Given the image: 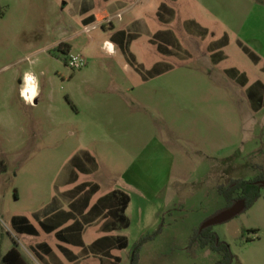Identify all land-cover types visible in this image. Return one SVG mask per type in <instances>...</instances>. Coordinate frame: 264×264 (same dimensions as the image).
I'll use <instances>...</instances> for the list:
<instances>
[{
  "label": "rangeland",
  "instance_id": "374dc122",
  "mask_svg": "<svg viewBox=\"0 0 264 264\" xmlns=\"http://www.w3.org/2000/svg\"><path fill=\"white\" fill-rule=\"evenodd\" d=\"M111 3L0 0V263L16 248L42 264L31 247L57 248V241L39 221L68 209L66 194L90 183L100 186L92 204L116 190L131 200L128 229L104 233L103 219L85 226L86 249L104 236L128 239L126 250L112 253L120 263L106 264H132L140 245L138 264H216L217 254L191 241L227 208L218 187L264 182V108L254 112L247 97L249 86L264 82V0ZM162 3L175 11L167 23L157 16ZM191 21L208 35L201 38ZM159 31L177 38L173 55L152 42ZM120 32L131 35L140 69L120 49ZM225 33L228 59L214 65L209 47ZM238 41L261 58L259 65ZM74 57L85 67L73 70ZM156 65L160 76L152 72ZM233 68L247 75L248 86L225 73ZM29 70L39 80L34 103L20 96ZM83 151L98 163L93 174L73 167ZM17 216L27 217L40 236L17 234ZM212 230L230 245L233 264H264V189L254 206ZM83 250L75 264H102L104 258Z\"/></svg>",
  "mask_w": 264,
  "mask_h": 264
},
{
  "label": "trees",
  "instance_id": "16d2710c",
  "mask_svg": "<svg viewBox=\"0 0 264 264\" xmlns=\"http://www.w3.org/2000/svg\"><path fill=\"white\" fill-rule=\"evenodd\" d=\"M157 16L161 22L167 23L174 18L175 11L168 5L162 4ZM90 19L91 22H94L97 21L99 17H91ZM190 24L191 29L201 38H205L208 35L209 31L204 29L196 21H191ZM118 36L120 40H117V42L120 49L126 55L127 59H129L137 69H140L141 65L137 63L135 55L130 50V42L127 40V36L130 37L131 35H127L126 32H120ZM152 42L157 45L159 52L164 55H173L175 49L180 47L172 31L156 33ZM229 45L230 37L227 33H225L221 39L210 45L209 50L214 65H218L226 60V55L223 50ZM238 46L253 64L259 65L261 63V58L243 42L238 41ZM169 47H171L172 50H169ZM152 72L155 76H160L164 73V71L159 68V65H156ZM225 73L241 87H246L248 85L249 80L247 75L241 73L238 69H228ZM247 97L251 103L252 110L256 113L260 112L264 108V83L262 81H257L250 86L247 89ZM72 163L73 167L78 170V172L85 175L93 174L98 169L96 159L88 151L81 152L80 155L74 158ZM260 181L261 180H233L228 186H219V194L223 196L227 202L226 209L231 208L242 200L245 201V211L254 206L261 197V189H264V187L260 185ZM99 191L100 186L98 184L83 183L76 186L66 194L70 200L68 210L55 209L48 217L39 221V226L44 233L48 235L55 234L56 239L61 243L83 248V253L90 252L104 258L102 264H106V260H113L114 262L120 263V259L115 258L112 253L113 251H123L128 248L129 244L126 237L113 235L104 236L93 242L89 249H86L83 240L85 226L94 224L101 219L104 220L101 227V231L104 233H114L120 230H126L130 227V220L126 215V211L131 202L130 197L124 192L116 190L92 204L93 198ZM12 227L19 235L32 237H38L40 235L39 230L25 216L14 217L12 219ZM140 246H138L134 252L132 264H138L139 262ZM191 246L209 249L211 252L217 254L220 259L216 264L234 263L235 256L230 245L222 241L219 236L213 232L212 227L205 230H201V228L196 230L192 236ZM59 250L68 261L73 263L78 262L80 257L74 255L68 249L60 246ZM35 253L44 264H62L52 248L46 243L39 245ZM0 264L29 263L16 248H13L3 257Z\"/></svg>",
  "mask_w": 264,
  "mask_h": 264
},
{
  "label": "clouds",
  "instance_id": "9594fccd",
  "mask_svg": "<svg viewBox=\"0 0 264 264\" xmlns=\"http://www.w3.org/2000/svg\"><path fill=\"white\" fill-rule=\"evenodd\" d=\"M114 46L108 44L109 51ZM39 95V80L35 73L31 70L26 71L22 78V85L20 96L26 103H34L36 97Z\"/></svg>",
  "mask_w": 264,
  "mask_h": 264
},
{
  "label": "crops",
  "instance_id": "0c3cea01",
  "mask_svg": "<svg viewBox=\"0 0 264 264\" xmlns=\"http://www.w3.org/2000/svg\"><path fill=\"white\" fill-rule=\"evenodd\" d=\"M94 1V0H93ZM106 1H108V2H113V0H106ZM112 4V3H111ZM162 4H166V5H168L167 3H162ZM161 4V5H162ZM161 5L159 6V8H158V10H157V14H158V12H159V9H160V7H161ZM111 6V5H110ZM169 6V5H168ZM170 7V6H169ZM171 8V7H170ZM90 11H91V9H89ZM89 10H88V12H89ZM96 17V16H95ZM159 32H162V31H159ZM159 32H157V33H159ZM156 34V33H155ZM154 34V35H155ZM219 40V39H218ZM218 40H216V41H218ZM230 42H231V40H230ZM108 44H111V45H113L114 47H113V51H111L112 53H115V51H116V46L113 44V43H108ZM108 44H107V46H108ZM227 48V47H226ZM225 48V49H226ZM225 49L223 50L224 51V53H225ZM225 55H226V53H225ZM228 59V57H227V55H226V60ZM225 60V61H226ZM224 62V61H223ZM222 63V62H221ZM249 80V79H248ZM264 83V82H263ZM248 84H249V82H248ZM248 86V85H247ZM250 87V86H249ZM248 87V88H249ZM247 88V89H248ZM129 208V207H128ZM64 210H68V209H64ZM127 211H128V209H127ZM127 211H126V215H127ZM128 217V216H127ZM37 228V227H36ZM38 229V228H37ZM41 229V228H40ZM39 230V229H38ZM39 232H40V230H39ZM41 234V233H40ZM48 235V234H47ZM50 235H54L55 236V234H50ZM22 236H27V235H22ZM40 236V235H39ZM30 237H32V236H30ZM55 239H56V237H55ZM56 241H57V245H56V247L57 248H54V247H52L51 245H49V244H47V245H49L51 248H52V250L55 252V254L58 256V258L60 259V261L62 262V264H75V263H73V262H70V261H68L66 258H65V256L60 252V250H59V247L60 246H62V247H64V248H66V249H68L69 251H71L74 255H76V256H78V257H80L81 255H80V251H78L80 248H78V247H74V246H71V245H68V244H64V243H61V242H59L57 239H56ZM42 244H44V243H42ZM39 245H41V244H39ZM39 245H35V246H33V247H31L32 248V250H36L37 249V247L39 246ZM13 249V248H12ZM12 249H10V250H12ZM75 249H78V250H76L75 251ZM9 250V251H10ZM8 251V252H9ZM7 252V253H8ZM7 253H5V255L7 254ZM23 256H24V258L26 259V261L29 263V264H31V262L25 257V255L22 253V252H20ZM36 254V253H35ZM4 255V256H5ZM3 256V257H4ZM37 256V255H36ZM3 257H2V259H3ZM38 258V257H37ZM39 259V258H38ZM40 260V259H39ZM2 261V260H1ZM79 261V260H78ZM42 264H44V263H42Z\"/></svg>",
  "mask_w": 264,
  "mask_h": 264
},
{
  "label": "water",
  "instance_id": "95a60500",
  "mask_svg": "<svg viewBox=\"0 0 264 264\" xmlns=\"http://www.w3.org/2000/svg\"><path fill=\"white\" fill-rule=\"evenodd\" d=\"M260 185L264 187V182H260ZM246 210L245 201H239L231 208H228L221 213H219L216 217L212 218L211 220L207 221L203 224L201 227V230H205L207 228H211L220 224H224L226 222H229L230 220L238 217L242 213H244Z\"/></svg>",
  "mask_w": 264,
  "mask_h": 264
},
{
  "label": "built area",
  "instance_id": "2783aa9c",
  "mask_svg": "<svg viewBox=\"0 0 264 264\" xmlns=\"http://www.w3.org/2000/svg\"><path fill=\"white\" fill-rule=\"evenodd\" d=\"M69 66L73 69V70H80L83 67H85V63L84 61L79 58V57H74V58H70L69 61Z\"/></svg>",
  "mask_w": 264,
  "mask_h": 264
},
{
  "label": "bare ground",
  "instance_id": "6f19581e",
  "mask_svg": "<svg viewBox=\"0 0 264 264\" xmlns=\"http://www.w3.org/2000/svg\"><path fill=\"white\" fill-rule=\"evenodd\" d=\"M111 51H113V48H112V50Z\"/></svg>",
  "mask_w": 264,
  "mask_h": 264
}]
</instances>
